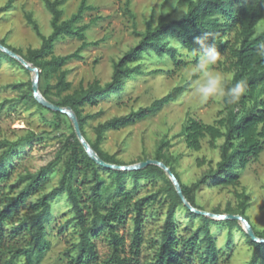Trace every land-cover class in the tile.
I'll list each match as a JSON object with an SVG mask.
<instances>
[{
  "label": "rangeland",
  "instance_id": "obj_1",
  "mask_svg": "<svg viewBox=\"0 0 264 264\" xmlns=\"http://www.w3.org/2000/svg\"><path fill=\"white\" fill-rule=\"evenodd\" d=\"M81 2L82 0H66L61 5L63 19H68L76 13ZM179 2L180 0H88V5L93 9L86 11L83 19L76 25L89 24L95 20L85 32L86 41L94 44L80 51L81 58L73 59L63 67L67 72V81L72 83V87L62 96L81 87H88L95 80L102 86L110 82L116 63L139 44L151 19L156 25L160 16H167L171 20L181 18L186 13V4L179 5ZM27 14L36 20L41 34L48 36L52 33V14L43 0H0V39L23 54H26L29 48H39L42 42L41 36L28 23ZM263 29L264 17L256 30L260 32ZM168 42L170 43L169 40ZM82 43L77 36H66L56 42L54 53L60 56L72 54ZM179 50V63L173 62L168 55L160 56L155 50H148L140 59L129 64L132 68L138 66L139 71L125 78L119 91L101 98L96 104L84 107L83 114L93 115L85 126L92 142L96 140L95 128L100 123L147 107L169 95L174 88L191 81L187 77L189 63L183 51ZM214 68L230 77L231 83L233 72L225 57L222 56V60ZM33 79L32 71L0 55V140L15 142L35 135L32 142L23 143L11 157V174L0 185V205L8 196L18 195L25 186L20 175L35 173L49 163L57 162L44 189L32 194L26 203L19 207L13 223L4 225L5 247L0 249V264H4L6 259L2 250L25 245L30 238L27 229L17 230L14 226L34 212L39 197L60 184L67 158L64 142L73 131L70 118L65 115L62 117L65 122L61 127H57V122L47 120L53 118V114L33 101ZM57 81L55 76L49 80L42 78L39 88L45 90L49 84L54 85ZM52 99L56 97L53 96ZM225 116L224 99L212 98L204 101L194 94L191 85L153 116L118 130H108L101 143V149L129 165L149 159L157 160L158 155L168 157L182 182L191 185L206 171L216 166L220 160V146L224 138L217 140L212 146L209 137H206L202 149L194 151L185 142L184 127L191 118L214 124ZM164 141L168 143L163 145ZM2 151L0 150V154ZM99 174L115 194V176L103 168H99ZM166 174L168 175L167 172ZM240 178L239 187L216 186L212 181L203 184L194 195L195 201L204 211H216L224 215L228 211L238 213L242 208V197L239 195L245 194L248 196L246 214L252 224L264 233V151L259 159L252 160L246 169L240 170ZM94 182L91 175L89 178L79 176L77 186L87 205H90V188ZM165 183L162 176L144 178L138 184L128 177L124 182L125 190L133 196L125 223L119 227L120 234L126 239L127 255H132L134 202L155 193ZM185 207L184 204L177 212L178 234L182 240L190 237L202 223L198 217L190 218L185 212ZM167 208L168 203L164 197L146 205L144 241L139 264H149L153 259ZM73 216L74 212L66 193L52 201V214L46 226L51 249L41 264H69L79 239V228ZM210 229L220 250L219 259L215 264L250 262L254 248L249 243L244 226L230 229L224 225L211 224ZM95 241L101 259L108 258L112 247L107 232L103 231ZM202 252V247L197 248V253L191 257L189 264H202ZM260 256V264H264V253Z\"/></svg>",
  "mask_w": 264,
  "mask_h": 264
},
{
  "label": "trees",
  "instance_id": "obj_2",
  "mask_svg": "<svg viewBox=\"0 0 264 264\" xmlns=\"http://www.w3.org/2000/svg\"><path fill=\"white\" fill-rule=\"evenodd\" d=\"M43 1L52 14L53 31L50 35L41 34L39 25L32 15L27 14L26 16L28 23L41 36L42 42L39 48H29L27 53L23 54L18 49L7 45L3 39H0V43L38 67L40 80L42 78L49 80L53 76L57 78L56 84H49L45 90L39 88L41 94L57 106L71 107L78 116L84 137L100 158L118 165L129 164L119 161L114 155L101 149L106 132L134 125L153 116L172 98L178 97L189 88L192 81L174 88L169 95L154 101L147 107L100 123L95 128L96 140L94 142L88 138L85 130L88 120L93 115L83 114L84 107L96 104L101 98L119 91L123 87L124 79L131 73L139 71L138 66L132 68L129 64L140 59L142 54L150 49L155 50L160 56L168 55L173 62L179 63L180 50L171 46L168 42L170 37L181 42L185 49H189L195 47L194 37L203 32L215 34L218 49L222 56L230 62V70L233 72L231 83L245 79L248 83V90L236 104H228L224 100L226 116L223 119L214 124H207L191 118L184 127L183 135L187 146L194 151L202 149L203 140L206 137H209L212 146L216 144L217 140L224 138V142L220 146V160L214 168L206 171L195 183L188 185L182 182L168 157L158 155L156 159L171 168L181 184L186 199L193 207L200 210L203 208L196 203L194 195L203 184L212 181L214 185L223 187H239L241 185L240 170L246 169L252 160L259 159L264 151V58L256 55L257 45L264 42V29L260 32L256 30L258 23L264 17V0H180L179 5L186 4L187 6L186 13L181 18L171 20L167 16H160L156 25L151 19L139 44L130 49L125 57L116 63L110 82L102 86L98 80H95L88 87H81L64 96L62 94L71 89L72 83L67 81V72L63 70V67L69 61L81 58L80 51L94 44L86 41L85 32L95 20L89 24L76 25L83 19L85 12L92 10L93 7L88 5V0H82L78 11L70 18L63 19L64 12L61 5L66 0ZM66 36H77L83 41L81 47L72 54L55 55L56 42ZM0 55L10 58L25 68L21 62L1 49ZM31 87L33 88L32 82ZM53 96L56 99H52ZM32 99L39 107L47 109L36 100L34 94ZM49 111L53 114V118H47V120L57 122V127H61V124L65 122L62 118L65 114ZM71 127L73 131L64 142L67 158L60 184L39 197L34 212L14 226L17 230L27 229L30 238L25 245L2 250L6 256L4 264H41L43 262L51 249L46 226L49 224L52 214V201L65 193L74 212L73 219L79 228V239L74 246V254L69 264H139L141 246L144 241L145 207L150 203L160 201L161 197L167 201L168 208L154 257L149 264H189L191 257L197 253V248L200 247L203 249L202 264H215L219 259L220 250L210 225H224L230 229L237 226L243 228V224L239 220H216L210 216L197 214L186 206V214L192 219L200 218L202 223L190 237L182 240L178 234L177 212L184 202L165 170L155 164L131 171L101 167L85 150L75 132L72 121ZM34 137L35 135L32 134L15 142L0 140V150H3L0 154V185L11 174L9 161L15 155L16 149L25 142H32ZM167 143L164 141L163 145ZM56 163L53 161L35 173L20 175L25 186L18 195L8 196L7 200L0 205V249L5 247L4 225L8 222L13 223L19 207L26 203L32 194L44 189ZM99 168L108 170L115 176L117 189L115 194L111 192V187L104 183L99 174ZM80 175L88 178L91 175L95 181L90 188L92 192L90 205L84 202L83 193L77 186ZM157 176L165 178V185L155 193L142 197L133 204L135 216L133 217L132 255H127L126 239L120 234L119 227L125 223L133 196L125 190L124 182L128 177H131L135 184H138L144 178H156ZM239 197H242L240 211L238 213L228 211L225 214L244 216L251 223L255 234L264 238V233L252 224L246 214L248 196L241 194ZM212 213L219 214L216 211ZM103 231L107 232L112 247L111 254L106 259H101L95 241ZM247 236L249 243L254 248L252 259L248 264H260V255L264 253V242L254 241L248 233Z\"/></svg>",
  "mask_w": 264,
  "mask_h": 264
},
{
  "label": "clouds",
  "instance_id": "obj_3",
  "mask_svg": "<svg viewBox=\"0 0 264 264\" xmlns=\"http://www.w3.org/2000/svg\"><path fill=\"white\" fill-rule=\"evenodd\" d=\"M169 41L171 46L183 51L189 63L187 77L192 81L194 94L202 100L222 98L228 104H236L246 94L248 83L245 79L230 83V77L215 70L214 66L222 60L215 34L203 32L194 37L195 47L189 49H185L182 43L174 38L170 37ZM256 55L264 58V42L257 45Z\"/></svg>",
  "mask_w": 264,
  "mask_h": 264
},
{
  "label": "water",
  "instance_id": "obj_4",
  "mask_svg": "<svg viewBox=\"0 0 264 264\" xmlns=\"http://www.w3.org/2000/svg\"><path fill=\"white\" fill-rule=\"evenodd\" d=\"M0 49L3 50L4 52H6L7 54H9L10 56L14 57L15 59H17L19 62H21L26 69H28L29 71H32L34 73V79H33V92H34V96L36 98V100L41 103L44 107H46L49 110L52 111H57L60 112L62 114H65L66 116H68L70 118V120L72 121L73 125H74V129L75 132L78 135V138L80 139V141L82 142L85 150L87 151V153L89 154V156L101 167L107 168V169H118V170H137V169H142L145 168L149 165L155 164L158 165L160 167H162L169 175L170 179L173 181V183L175 184L184 204L189 207L192 211H194L197 214H201V215H206V216H210L212 218L215 219H233V220H239L242 222L245 230L247 231V233L250 235V237L256 241V242H264V238H260L255 234V231L251 225V223L247 220V218H245L242 215L239 214H216V213H212V212H208V211H204V210H200L197 209L195 207H193L190 202L186 199V197L183 194L182 188H181V184L178 180V178L176 177V175L173 173V171L171 170L170 167H168L166 164H164L163 162L159 161V160H152L149 159L145 162L142 163H138V164H132V165H118V164H113V163H109L106 162L105 160H103L102 158H100V156L97 154V152L92 148V146L89 144V142L87 141V139L84 137L82 130H81V126H80V122L78 119L77 114L73 111V109L71 107H61V106H57L54 103L50 102L49 100H47L40 92L39 89V80H40V70L38 67L34 66L33 64L29 63L26 59H24L22 56H20L19 54L15 53L14 51L10 50L9 48L5 47L4 45H2L0 43Z\"/></svg>",
  "mask_w": 264,
  "mask_h": 264
}]
</instances>
